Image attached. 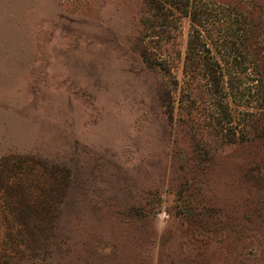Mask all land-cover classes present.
Wrapping results in <instances>:
<instances>
[{
  "label": "rangeland",
  "instance_id": "obj_1",
  "mask_svg": "<svg viewBox=\"0 0 264 264\" xmlns=\"http://www.w3.org/2000/svg\"><path fill=\"white\" fill-rule=\"evenodd\" d=\"M210 1L238 14L233 53L254 61L228 96L182 89L185 19L165 49L162 29L139 30V0H0L1 247L32 237L49 264H264V0ZM145 48L169 64L147 69ZM168 69L170 128L155 99ZM43 160L74 170L65 201L68 173Z\"/></svg>",
  "mask_w": 264,
  "mask_h": 264
},
{
  "label": "trees",
  "instance_id": "obj_2",
  "mask_svg": "<svg viewBox=\"0 0 264 264\" xmlns=\"http://www.w3.org/2000/svg\"><path fill=\"white\" fill-rule=\"evenodd\" d=\"M139 1H141V5L139 6L141 9H138L140 15L138 16L139 19L137 21L139 30L149 31L159 28L160 30L162 29L160 37H162L164 33L165 35H168L167 40L164 38L161 39V42L164 43V48L169 47L170 49H174L177 45L179 46L182 44V42L181 44L179 43L180 41L177 43L178 37L170 38L171 29L177 25L178 21H183L182 19H185L191 24L182 68V74L185 79L182 80L183 90L186 92L189 91V93L193 92L197 86L196 84L199 85V82L203 81L205 88L208 89V92L215 93V91H222L224 96H228L229 94L226 93L224 86H222V83L226 84L225 79H227L226 81L228 86L231 85V89L235 88L237 90L239 87L235 86V82H242V76L251 80L253 79L251 78L252 76H250L252 73H249V70L252 67L251 65L254 64V61L244 58L242 53L241 57L243 60H239L233 53L236 51L237 43L235 40H231L230 32L234 31L233 26L238 24L239 20L238 14H236V12L232 9H227L222 5L217 6V3H212L210 0ZM241 1L242 0H240V2ZM262 8V11L264 12V5H262ZM140 36L139 37L142 41H145L144 35ZM260 37L261 34L259 33V39ZM263 45L264 40L263 44L259 41V47H262ZM250 48L251 47L249 46L248 52H250ZM147 49L145 48L141 52H136V56L141 59L142 64L144 66H148H145L147 69L157 71L158 69L163 68L162 65L169 64V60L166 61L162 54H158V56L152 58L153 53L150 52L149 55ZM165 49L163 50L162 48L163 51H166ZM149 51H151V49ZM178 54H181V51H179ZM217 54L221 55L220 58L216 56ZM233 55L235 56L231 62L230 57ZM166 71L168 72L166 73ZM166 71L162 74L163 79L165 78L166 82L163 83L162 81L158 87L155 85V88L157 89L155 99L159 103H162V107L169 112L168 118L170 120L168 122V127L170 128L176 101L175 96L173 95L176 88H172L171 83H173V85H177L179 82L177 75L174 74V72H171V70L169 71V69ZM170 79H172V82ZM213 84L216 86L215 90L212 88ZM245 87H249V90L247 91L250 93L248 95L250 97L252 93V84H247ZM160 88L161 90H159ZM162 91H166L165 94L168 95V100L165 101L160 99L159 96ZM232 92L234 93V91ZM260 96L261 91L259 89V102L261 101ZM250 98L252 99V97ZM180 102L182 104L184 103V100H180ZM249 103H251L250 100ZM222 105H224L223 108L225 109L226 107L225 110L228 111L229 104L226 102V104L224 103ZM263 105L264 104L260 103L259 109H264ZM38 165L45 171L47 170L48 173L53 172V174H57L58 172L56 171H59L60 168L63 170L61 173H68V181L61 183L60 191L58 192L57 190L62 202L65 201L66 196L71 194V191L77 190L75 187L77 185V181H70V179L74 178L75 175L73 169L67 168L66 165L59 164L58 166L55 161L51 160H49V162H44L43 160L39 162ZM55 178L57 179V175ZM261 189L264 191V187ZM263 202L264 198H262V203ZM70 208L71 207L69 205L63 204V206L58 205L54 211L56 212V216L59 214L60 217H64ZM23 226L24 225H21V232L23 230ZM68 227L69 226L66 221H62L55 226L54 230L58 239L59 236H65L67 238V233L69 231ZM22 241L21 246H18V250H9V248H3L0 245V264H49L52 259V252H49L50 247L42 246L32 237Z\"/></svg>",
  "mask_w": 264,
  "mask_h": 264
}]
</instances>
